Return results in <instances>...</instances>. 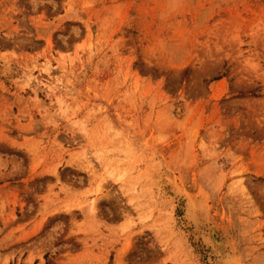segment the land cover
I'll list each match as a JSON object with an SVG mask.
<instances>
[{
  "label": "rangeland",
  "instance_id": "obj_1",
  "mask_svg": "<svg viewBox=\"0 0 264 264\" xmlns=\"http://www.w3.org/2000/svg\"><path fill=\"white\" fill-rule=\"evenodd\" d=\"M212 242L264 264V0H0V264Z\"/></svg>",
  "mask_w": 264,
  "mask_h": 264
},
{
  "label": "bare ground",
  "instance_id": "obj_2",
  "mask_svg": "<svg viewBox=\"0 0 264 264\" xmlns=\"http://www.w3.org/2000/svg\"><path fill=\"white\" fill-rule=\"evenodd\" d=\"M202 193H203V192H202ZM202 196H203V195H202ZM192 197H193V196H192ZM200 197H201V196H200ZM205 197H206V196H205V194H204V198H203V199H204L205 201H204V202L202 201V203H203V205H204V203H205L206 206H207V203H206L207 200L205 199ZM193 198H194V197H193ZM201 198H202V197H201ZM191 199H192V198H191ZM191 199H190V200H191ZM203 199H202V200H203ZM195 200H197V199H194V202H195ZM199 201L201 202V199H199ZM197 202H198V201H197ZM197 202H196V203H197ZM188 203H189V199H188ZM188 203H187V204H188ZM202 203H201V205H199V206H203ZM191 204H194V203H191ZM198 204H199V202H198ZM198 204H197V205H198ZM197 205L194 204V206L191 205V207H193V208L196 209ZM189 206H190V205H189ZM189 206H188V207H189ZM195 206H196V207H195ZM199 206H198V207H199ZM188 207H187V208H188ZM191 207H190V208H191ZM207 207L209 208V206H207ZM207 207H205V208H207ZM190 208H189V209H190ZM199 208H200V207H199ZM201 208H202V207H201ZM201 208H200V209H201ZM200 209H199V210H200ZM202 210L204 211V210H206V209L202 208V209H201V212H199V213H203ZM210 210H211V208H210ZM191 211H192V213H194L193 211H195V210H194V209H191ZM196 211H197V210H196ZM213 211H215V210H213ZM190 214H191V213H190ZM197 214H198V212L196 213V215H197ZM192 215H195V213L192 214ZM199 215H200V214H199ZM199 215L197 216L198 218H199ZM205 215H206V213H205L204 215L201 214V215H200L201 219H202V216L206 218L207 215H206V216H205ZM190 216H191V215H190ZM217 216H218V215H217ZM217 216H216V217H217ZM221 216H222V215H221ZM221 216H220V218H221ZM193 217H194V218H193ZM193 217H192L193 220H194V219H195V220H194V221L192 220V222H197L196 224H198V221L196 220L197 217H196V216H193ZM207 217H208V216H207ZM189 218H191V217H189ZM189 218H188V219H189ZM192 218H191V219H192ZM208 218H209V217H208ZM223 218H224V217H223ZM201 219H200V220H201ZM211 219H212V217H211ZM189 220H190V219H189ZM203 220H204V218H203ZM205 220H206V219H205ZM212 220H213V219H212ZM207 221H209V219L206 220V222H207ZM213 221H214V220H213ZM201 222L203 223V221H201ZM201 222H199V223H201ZM209 222H211V220H210ZM202 223H201V224H202ZM196 224H195V225H196ZM201 224H200V225H201ZM207 224H208V223H207ZM211 224H212V223H211ZM214 224H215V221H214ZM214 224H213V225H214ZM213 225H212V228H213ZM214 226H215V225H214ZM195 227H196V226H195ZM208 227L211 228L210 225H209ZM208 227H206V228H208ZM225 227H226V226H225ZM225 227H224V229H226ZM214 228H216V227H214ZM218 228H219V227H218ZM228 228H229V227H228ZM230 228H231V227H230ZM194 229H195V228H194ZM198 229H199V228H198ZM219 229H220V228H219ZM203 230H205V229H203ZM208 230H209V228H208ZM215 230H216V229H215ZM217 230H218V229H217ZM217 230H216V231H217ZM213 231H214V230H213ZM231 231H232V230H231ZM192 232H193V231H192ZM198 232H199V231H198ZM201 232H203V231H201ZM221 232H222V231H221ZM229 232H230V231H229ZM185 233H187V232H185ZM224 233H225V232H224ZM187 234H188V233H187ZM206 234H209V232H207ZM221 234L223 235V237L225 236L223 233H221ZM197 235H198V234H197ZM200 235H201V234H200ZM202 235H203V234H202ZM202 235H201V236H202ZM209 236L211 237V235H209ZM197 237H198V236H197ZM206 237L209 238L207 235H206ZM206 237L204 236V238H206ZM225 237H227V235H226ZM225 237H224L223 239L226 241L227 239H226ZM207 238H206V240H207ZM211 238H213V237H211ZM211 238H210V239H211ZM233 238H234V237H233ZM210 239H208V241H209L208 243H210V245H212ZM219 239H220V237H219ZM196 240H197V239H196ZM202 240H203V239H202ZM212 240H213V239H212ZM224 240H223V241H224ZM229 240H231V239H229ZM204 241H205V240H204ZM213 241H214V240H213ZM221 241H222V239H221ZM223 241H222V242H223ZM222 242H220L219 244H216V243L212 242V243H214L213 246H211V248L214 247V249L212 248V249H213L212 252L214 251V253H215V252H216V253H217V252H218V253H219V252H220V253H223L222 250H223L226 246L223 245L224 247H222V245H221ZM205 243H206V242H205ZM225 243L227 244V242H223V244H225ZM229 243H230V242H229ZM226 244H225V245H226ZM202 245H203V244H202ZM207 245H208V244H207ZM207 245H206V247H207ZM227 245H228V244H227ZM208 247H209V246H208ZM233 247H235V246H233ZM202 248H203V247H202ZM230 248H231V247H230ZM205 249H206V248H205ZM225 249L227 250V248H225ZM229 250H230V249H229ZM235 250H236V249H235ZM235 250H234V251H235ZM204 251H205V250H204ZM208 251H209V250H208ZM224 251H225V250H224ZM209 252H210V251H209ZM209 252H208V253H209ZM203 253H204V252H203ZM208 253H207V254H208ZM220 253H219V254H220ZM224 253H225V255H224ZM224 253L221 254L222 256L220 255L221 258H220L219 264H232L233 256H231L230 254H227V255H226V251H225ZM232 253H233V250H232ZM235 253H236V252H235ZM211 254H213V253H211ZM197 255H198V254H197ZM216 255H217V254H216ZM213 256H214V255H213ZM238 256H239V255H238ZM210 257H212V256H210ZM235 258H237V255L235 256ZM211 259H212V258H211ZM218 260H219V258H218ZM218 260H216V261H218ZM214 261H215V260H214ZM216 261H215V262H216ZM237 261H238V259H237ZM239 261H240V260H239ZM235 262H236V261H235V259H234V263H235ZM239 263H240V262H239Z\"/></svg>",
  "mask_w": 264,
  "mask_h": 264
}]
</instances>
